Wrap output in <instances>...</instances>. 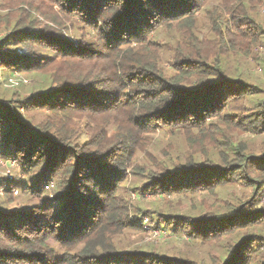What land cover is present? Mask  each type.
<instances>
[{"label":"trees","instance_id":"trees-1","mask_svg":"<svg viewBox=\"0 0 264 264\" xmlns=\"http://www.w3.org/2000/svg\"><path fill=\"white\" fill-rule=\"evenodd\" d=\"M211 1L0 0V81L34 80L29 95L0 83V158L20 171L0 195V264H264V90L226 60L264 46V0H218L208 36ZM160 134L185 154L156 160ZM144 219L172 242L124 246Z\"/></svg>","mask_w":264,"mask_h":264},{"label":"rangeland","instance_id":"rangeland-1","mask_svg":"<svg viewBox=\"0 0 264 264\" xmlns=\"http://www.w3.org/2000/svg\"><path fill=\"white\" fill-rule=\"evenodd\" d=\"M222 10L221 6L218 2V0H212L211 2H209L207 4V6L205 7V9L198 15V26H197V30L201 31L203 34L208 35V33L210 32V28H209V22L208 19L209 17H216L215 14L213 15L212 12H210L211 9L214 10ZM208 13V16H206V14ZM251 17H253L254 19H256V21L260 24H263L264 26V6L263 5H256V7H252V11H251ZM199 27V28H198ZM264 36V32L262 34ZM3 36L2 34H0V37ZM209 36V35H208ZM160 41L161 43L165 44V47H168L169 49H172V47L170 45H166V41L164 39H162L160 37ZM173 42H176V39L173 38ZM180 42L178 44V46H176V49L178 50V48L180 47ZM214 51L219 52V53H223L222 51L224 50L223 48L220 49H216L215 47ZM173 50H175V48L173 47ZM167 55L164 54L162 55V60H165ZM225 60V58H222ZM227 63H228V67L229 69L232 70H236V73H240L243 76V80H245V82L247 84L250 85H258V87H260V89L264 90V46H259L250 56H241V57H237L233 54H231V57H229V59H226ZM164 66L168 67L167 64H164ZM13 77L10 79H4L1 78V85L4 87V89L9 90L10 92H15V93H21L22 95H29L31 92V87L34 86V80L32 79V77H24V76H19L17 74H13ZM260 96H264L263 92L259 93ZM245 138V137H244ZM183 138L179 137V136H175V137H168L167 134H160L157 135V137H155L153 146L151 148V153L156 157V160L158 161H164L166 158L165 156H169L170 154H172L173 152H182L183 154H185L186 151V147H184L183 145ZM250 143L253 147L259 148V144L261 143L260 139L257 138H251L250 139ZM142 154H140L139 159H140V165L144 166V161L142 159ZM11 162H6L1 160L0 158V195L2 192V188L4 187V181L5 179H14L19 173L20 171L18 169L15 168V165L10 168L9 164ZM23 179V178H21ZM144 182H146V178H140V177H131L130 178V184L131 185H140ZM229 190H225V191H221L218 193V198L221 199H227V201H231L234 200V195H236L237 197L240 196V191L236 190L233 193V196H229ZM44 195H46L43 192ZM13 196L15 199L20 200V190L15 188L14 189V193ZM131 200L135 203H138L140 205V207H142L143 209H149V205L148 203H150L151 200L153 201H160V198H151L149 196H138L135 193H131ZM203 197H205V204L210 205L213 202L212 198H217V197H211V198H207L206 195H202L201 197H197L196 200L197 202H199ZM173 205L175 206V204H177L176 209L181 211V212H187L189 210V205L190 202L188 199L179 201L177 203L176 200H172ZM160 203V202H159ZM8 209H14L13 206H8ZM142 228L144 230V233L141 234H135V233H129L126 235V240L124 246H129V247H147L149 245L151 246H157V247H164V246H168L171 242H172V236L168 233H164L162 231L159 230H151L148 228L147 226V221L144 219V221L141 223ZM50 246L52 247V249L55 252V256L59 257L60 255H62V252H60L59 248L57 245L50 243ZM177 247V249H179V245H175Z\"/></svg>","mask_w":264,"mask_h":264},{"label":"built area","instance_id":"built-area-1","mask_svg":"<svg viewBox=\"0 0 264 264\" xmlns=\"http://www.w3.org/2000/svg\"><path fill=\"white\" fill-rule=\"evenodd\" d=\"M14 166V163L13 162H11L10 164H9V167L10 168H12ZM51 190V189H50ZM50 194V193H49ZM49 197H51V194L49 195Z\"/></svg>","mask_w":264,"mask_h":264}]
</instances>
